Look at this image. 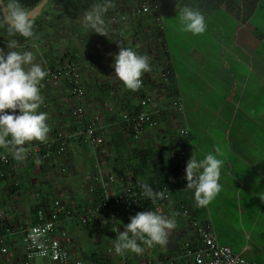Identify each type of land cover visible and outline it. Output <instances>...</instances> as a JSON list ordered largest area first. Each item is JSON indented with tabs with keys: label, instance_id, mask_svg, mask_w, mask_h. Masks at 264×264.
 Masks as SVG:
<instances>
[{
	"label": "crops",
	"instance_id": "crops-1",
	"mask_svg": "<svg viewBox=\"0 0 264 264\" xmlns=\"http://www.w3.org/2000/svg\"><path fill=\"white\" fill-rule=\"evenodd\" d=\"M112 4L113 12L103 18L107 40L94 50L79 37L78 43L67 46L68 58L63 57L66 51L58 53L43 67L78 60L86 93V119L99 117L105 127L103 152L97 154L82 139L74 138L65 156L57 157L55 149L48 146L53 137L73 133L81 126L74 115L76 101L69 95L65 80L40 89V111L48 114L47 139L26 145L23 161L11 156L13 174L0 179V215L16 232L9 239L8 254L0 255V264H22L25 250L20 231L34 222L32 209L43 198L64 195L59 191V177H68L66 173L72 168L77 171L78 183L75 189H65L68 199L64 202L72 208H94L97 186L90 176L97 162L117 178L112 190L128 185L140 190L141 183L167 187L169 197L143 211L173 217L176 227L163 248H145L140 255H117L114 239L128 218L118 220L116 229L104 223L102 212L87 227L66 219L61 228L70 236L69 250L75 258L85 264H168L176 257L180 264H187L186 245L200 240L193 226L198 222L212 225L220 245L264 264V202L260 200L264 197V0H257L252 12L246 10L243 0H159L160 14L148 15L136 13L138 0H113ZM183 7L202 13L206 23L202 34L193 36L181 30L177 13ZM115 12L122 16L114 23L111 17ZM118 46L149 57L150 69L141 76L144 86L135 92L124 89L113 76L110 65ZM165 74L168 81L162 78ZM144 98L162 108L179 101L184 112L161 115L156 127L134 140L123 132L119 121L123 113L139 110ZM186 129L189 134L182 135L181 130ZM121 131L130 153V160L126 157L124 161H129L130 168L112 162L113 147L108 143L112 139L115 144ZM217 150L222 161L220 191L207 205L197 207L192 191L186 188L185 173L177 170V159L184 152L188 160L192 155L200 160ZM141 154L147 157L145 165ZM63 167L67 172H62ZM67 179L68 183L73 180ZM27 197L31 203H26Z\"/></svg>",
	"mask_w": 264,
	"mask_h": 264
},
{
	"label": "clouds",
	"instance_id": "clouds-1",
	"mask_svg": "<svg viewBox=\"0 0 264 264\" xmlns=\"http://www.w3.org/2000/svg\"><path fill=\"white\" fill-rule=\"evenodd\" d=\"M106 8L94 5L84 14L82 26L92 32L105 36L106 28L103 14ZM177 21L183 32L193 36L202 34L206 29L205 18L199 10L181 8ZM0 25L6 26L9 36L32 38L33 21L19 0H0ZM7 52L0 51V149H5L15 161H23L30 142H44L49 133L48 114L40 111L42 96L41 82L47 76V70L34 62L32 51L17 50V41L9 40ZM119 47L110 65L113 76L123 88L135 92L141 87V76L150 69L149 57L138 54L131 48ZM216 153L209 152L197 160L192 155L186 162V188L192 191L195 206H205L220 191L219 177L222 161ZM143 196L153 205L164 198V193L156 191L147 183H141ZM264 202V197H260ZM176 227L173 217L147 210L129 217L122 231H117L113 250L117 255L132 253L140 255L145 248L159 246L168 242L171 230Z\"/></svg>",
	"mask_w": 264,
	"mask_h": 264
},
{
	"label": "built area",
	"instance_id": "built-area-1",
	"mask_svg": "<svg viewBox=\"0 0 264 264\" xmlns=\"http://www.w3.org/2000/svg\"><path fill=\"white\" fill-rule=\"evenodd\" d=\"M152 12L160 14L159 0H140L136 8L137 14L148 15ZM121 13H114L111 17L112 22H117ZM47 76L41 82L40 89H46L57 81H66L69 95L76 101L74 115L79 118L80 128L73 133H58L49 143V147L55 146L57 157L65 156L71 139H82L84 143L97 154L103 152L106 142L105 127L101 125L99 117H93L91 121L86 119L84 108L85 89L81 81L79 62L72 61L69 64L50 68L46 66ZM164 81H168L167 74L163 75ZM142 81V80H141ZM143 81L141 87L143 88ZM153 106L149 108L150 106ZM167 112L183 113L184 107L179 101H174L171 105L162 108L153 104L151 99L144 98L140 101V108L135 112H125L119 121L126 132L134 139L139 140L143 134L159 123V117ZM182 135H188V130H181ZM187 156L182 152L177 159V170L185 173ZM0 162L3 170L0 171L1 178L11 177L13 174V160L11 155L5 151H0ZM67 167H63L62 172H67ZM95 185L103 191V197L99 207H69L64 201L55 199L49 211L39 209L36 215V223L31 224L20 231L22 243L25 250V257L22 264H85L81 259L75 258L70 250L71 244L68 232L61 228L64 220L77 221L82 227L92 225L98 218V213L102 212L104 223L117 227L116 223L126 216H134L136 207L140 199H146L133 186L128 185L121 190H112L117 178L113 174L104 171L102 163L97 162L96 168L90 176ZM159 192H163L164 198L157 201L161 203L169 197V189L163 187ZM156 203V204H157ZM188 214L189 211H184ZM4 216L0 215V255L5 256L9 252V239L16 232L6 226ZM200 237L196 245L187 244L184 258L187 264H259L243 258L235 253L230 247L220 245L216 233L210 223H193ZM113 251L109 250V253ZM152 264V263H150ZM168 264H180L176 257L170 258Z\"/></svg>",
	"mask_w": 264,
	"mask_h": 264
},
{
	"label": "trees",
	"instance_id": "trees-1",
	"mask_svg": "<svg viewBox=\"0 0 264 264\" xmlns=\"http://www.w3.org/2000/svg\"><path fill=\"white\" fill-rule=\"evenodd\" d=\"M42 0H19V3L22 5V7L29 12L30 10L34 9L37 5L41 3ZM139 1V0H138ZM244 6L246 7V10L252 12L257 0H243ZM4 4L6 5L7 0H3ZM113 0H49L46 7L42 10L41 14L37 16L35 19H32L33 21V33L34 36L32 38H23L20 36H9L7 33L6 26L0 25V51H3L4 46H6L7 42L9 40L15 39L17 41V46H25L29 47V44L33 43H40L41 36L47 35L48 32L53 31H66L67 29H70L72 33L75 34V37H84L85 44L88 45L90 49H96L97 46H100L102 44V41L107 40L106 37L101 36L99 34H96L92 32L91 29H85L82 26V20L84 17V14L89 11L94 5L101 4L106 8V11L103 14V18L111 14L113 12ZM247 11V12H248ZM47 53H50L53 55V57L58 56L59 54L55 52V49L52 48H46ZM4 52V51H3ZM55 53V55H54ZM71 53L69 51H66L63 54V57L68 58ZM53 59V58H52ZM51 59V60H52ZM55 68V67H52ZM121 128H123V132L125 130L123 125H120ZM120 129V128H119ZM122 130V129H121ZM126 131V130H125ZM122 131L119 132L118 136L114 140L115 144L113 143L112 139L108 143V145L113 149L112 155L113 163L116 166H126L129 167V161H124L127 157L128 160H130V153H128V144L126 143L125 135ZM128 133V132H127ZM131 137V136H130ZM132 138V137H131ZM119 139V143L116 145V141ZM116 145V146H115ZM51 148L55 149V146H52ZM0 151H5V149H0ZM141 162L143 165L146 164L147 157H144L143 154H141ZM137 156V155H136ZM140 156V155H138ZM137 156V157H138ZM138 159V158H137ZM14 163V161H13ZM125 167V168H126ZM3 170V166L0 162V171ZM136 170V169H134ZM123 172L119 171V175H123ZM1 180H4L5 178H0ZM154 192L160 191L164 185L161 183L160 185H149ZM141 191V189L139 190ZM103 197V191L99 189L98 187L95 188L94 191V198L92 207L98 208L99 204L101 202V199ZM53 199L52 195H48L45 198H43L42 202L39 204H36L33 209V215L35 216V220L32 224L36 223V215L39 209H44L46 211H49L51 206V201ZM150 206H153L151 201L146 199H140V201L137 204L136 207V213L138 212V209L141 208L143 211L145 208H149ZM135 213V214H136ZM131 215L126 216V218L129 219Z\"/></svg>",
	"mask_w": 264,
	"mask_h": 264
},
{
	"label": "rangeland",
	"instance_id": "rangeland-1",
	"mask_svg": "<svg viewBox=\"0 0 264 264\" xmlns=\"http://www.w3.org/2000/svg\"><path fill=\"white\" fill-rule=\"evenodd\" d=\"M40 38V43H33V44H29V47L25 46H17V50L23 51V50H29L32 51L35 57L34 62L40 63L42 68L44 67L45 63L47 64H51V59L53 58V55L47 53L48 51H46V48H52L55 49L56 53H63L66 50H68L67 46L69 47L70 43H78L79 37H75V34L72 33V31L70 29H67L66 31H53V32H48L47 35L41 36ZM3 51L7 52L10 49H8L5 45ZM42 48V49H41ZM55 55V53H54ZM48 67H50L48 65ZM59 67V66H56ZM55 67V68H56ZM52 68V67H50ZM79 70L81 72V69L79 67ZM47 162V161H46ZM80 162V161H78ZM76 172L73 168L68 171L67 176L71 179H73L71 182L68 183V177L66 176H61L59 178V182H60V186L63 188H60L61 193L63 194H56V197H54L52 199V201H54L56 198L61 200V201H65L68 199V197H65V189L67 188L68 191L71 189H75L76 184L78 183L76 180ZM65 173V172H64ZM67 179V180H66ZM62 195V196H61ZM28 200H26V203H31L32 199L31 197H27ZM88 237V236H87Z\"/></svg>",
	"mask_w": 264,
	"mask_h": 264
},
{
	"label": "water",
	"instance_id": "water-1",
	"mask_svg": "<svg viewBox=\"0 0 264 264\" xmlns=\"http://www.w3.org/2000/svg\"><path fill=\"white\" fill-rule=\"evenodd\" d=\"M49 0H42L39 5H37L34 9L30 10L28 13L30 14L31 19H35L37 16H39L42 12V10L46 7ZM4 3V2H3Z\"/></svg>",
	"mask_w": 264,
	"mask_h": 264
}]
</instances>
